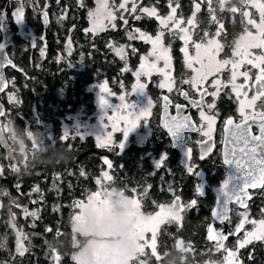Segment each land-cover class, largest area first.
<instances>
[{
    "label": "flooded vegetation",
    "instance_id": "1",
    "mask_svg": "<svg viewBox=\"0 0 264 264\" xmlns=\"http://www.w3.org/2000/svg\"><path fill=\"white\" fill-rule=\"evenodd\" d=\"M23 1L20 0H0V10L2 11L5 23L0 21V43L2 42L3 35L12 37V44L6 50L8 57L10 58V50L14 45L15 41L19 42L20 34L19 30L23 27L22 24L16 22L13 13L16 6L21 5ZM258 3L264 2V0H257ZM196 4L200 5L199 11L196 10ZM256 0H178L175 5H179L176 8L175 18L180 21L181 28L186 26V18L193 16L194 25H191L188 29L191 37L190 41L185 44V41L180 37L183 33L180 29H168L173 21L168 23V27L161 26L157 31L163 32V43L165 47L170 49L169 55L171 56L170 65L167 69L164 68V61H156L154 56H150L149 53L152 51V45L147 46L151 43H143L140 46H124L127 50V56L125 59H119L122 63L121 67L118 68L117 74L113 78L116 82L115 89L122 90L125 93L128 107L124 108L123 105L117 111V117H122L126 113H132V118L146 106L148 107L149 101L151 106L149 114L147 115L146 122L150 123L149 136L142 145H136L134 143L130 145L137 146L139 151V160L135 173L131 175V191L130 194L135 193L138 197L142 198V211L147 204L154 207V211L147 209L146 213H152L159 210L160 205L166 206L164 214L169 215V211L173 214L172 201L179 197L181 204L188 205L195 198L208 199L209 205L185 208L181 212L182 219L179 223L174 222H163L160 227L166 224H174L177 229H181L183 226V220L186 219L190 211L194 214H200L205 211V220L202 224V229L205 231V236L202 238L206 249L214 246L208 241L206 233L210 225H213L216 230L222 229V225L216 223L211 215V211L218 200V190L225 179L231 175V169L228 165L223 163L224 150H225V121L228 118H232L234 122H242V117L239 113V105L243 96L237 98L236 93L233 92L232 86V68L231 64H228L221 68L219 71L210 72L207 77L202 81L201 85H198L200 91L194 88L191 83H185V81H191L192 77L197 75L193 71V68L201 70V63L196 60L197 49L195 48L196 43L208 44V40L215 39L222 46L221 50L217 53L218 59L215 61L224 60H239L240 57L233 56V51H247L251 54L249 58L264 56V18H262V12L256 6ZM182 5L184 13L180 11ZM164 8L163 13H157L159 17L163 18L168 14V10ZM35 13L32 11V14ZM203 18L207 22V28L202 31V36H195L196 30L201 25L199 19ZM250 20H254L255 24L250 23ZM156 20L151 19L152 27L156 25ZM22 23L25 26V10L23 11ZM219 30L220 35L216 33ZM147 35L154 36L156 30L151 29L146 32ZM207 33V35H205ZM145 45V46H144ZM135 49V51H133ZM187 52V56L185 51ZM191 57L193 61L192 67L188 66L187 60ZM200 59L205 66L209 65L210 61L205 51H200ZM143 62L152 63L155 62L157 69H164L168 72L172 80V91L169 92L167 88H161L160 84L165 82V76L161 71H152L150 75L141 74L139 78L137 73L141 72V64ZM12 69L5 68L4 75L6 77L8 87L0 95V104L5 108V114L2 117L1 125L4 124V118L6 117L7 109L5 100V94L9 88V71ZM206 70V69H204ZM239 72H248L250 79L248 80V91L247 97L250 99L256 94L257 89L252 88L251 85L255 83V78L260 72L259 67H253L252 64L246 61L240 64L238 69ZM219 80V85L213 82ZM101 80L98 83H103ZM143 83L146 85L144 92L140 93L135 90L137 83ZM92 82L91 84H93ZM237 86L245 84V78L238 75L235 81ZM126 86L133 87L131 93L128 94ZM219 89V95L213 97L212 95L204 96L205 103L215 102V109L217 113L215 124L211 132V151L204 154V159H201L202 145L200 142L208 140L199 131L182 130L172 135L167 129L163 127L164 117V97L169 98L170 104L168 106V114H176V105L180 104L184 106L183 114L191 117V122L196 128H205L206 123L201 119L200 108L193 107L190 101H198L201 99V92L207 91L208 93L216 92ZM182 93H187V99H185ZM102 95V94H101ZM93 107L95 106L94 94L92 96ZM257 111L264 110V97H261L256 101ZM111 111V109L109 110ZM207 111V108H205ZM251 112L252 109H246ZM75 115H71L69 124L71 123ZM2 129L5 135L4 127ZM254 134H259L258 127L253 125ZM9 143V142H8ZM129 145V146H130ZM10 146V144H9ZM1 148V146H0ZM11 148V146H10ZM2 149V148H1ZM3 150V149H2ZM191 151V159L189 160V153ZM4 157L8 167L7 172L0 176V187L3 183H9L13 179L15 173L14 164L10 167V164ZM163 157V160L161 159ZM14 160V159H13ZM143 163L145 166H143ZM157 164L161 166L156 167ZM188 165L193 166V173H189ZM198 171V174L194 173ZM133 176V177H132ZM123 175L117 176L118 180L123 179ZM22 183V189L24 188ZM122 185H120L121 187ZM200 187L202 195L198 196L196 189ZM5 187V186H4ZM7 187H5L6 191ZM73 184L70 183V192ZM1 189V188H0ZM38 192V191H37ZM251 199L247 203V208H240L236 204L230 206V216L227 220L228 227V239L225 243L231 242L236 239L239 235H242V239L245 237L246 232H251L256 228L257 225L252 223H245L241 231L236 232V224L234 223L236 215L238 213H247L249 220H264V187H258L255 189H248ZM188 193L191 200H186L184 194ZM4 198V197H3ZM153 199H165L163 201ZM4 199L0 198L1 204H4ZM170 204V205H169ZM5 205V204H4ZM4 207V206H2ZM3 212V214H2ZM4 216V208L0 213V233L2 232V223ZM232 231H235L234 234ZM1 237V234H0ZM186 243L184 245V243ZM181 244V247L178 245ZM194 240L175 239L172 247L177 251L176 254H164L160 255V258L151 264H205V261L210 260L209 255L201 256L200 248L195 246ZM199 244V241L198 243ZM192 246V248H190ZM241 264H264V241L255 240L252 243L246 245L240 250Z\"/></svg>",
    "mask_w": 264,
    "mask_h": 264
},
{
    "label": "trees",
    "instance_id": "2",
    "mask_svg": "<svg viewBox=\"0 0 264 264\" xmlns=\"http://www.w3.org/2000/svg\"><path fill=\"white\" fill-rule=\"evenodd\" d=\"M156 2L157 0H146L145 5H155ZM32 3L35 13L32 14L30 9H26L25 24L33 29L34 45H29L26 39L15 41L11 47L10 59L15 68L9 71V78L17 88L19 105L15 109L11 108V113L6 116L13 118L14 126L18 130L28 126L32 132H39L44 128L41 124H36V117L31 115L33 109H36L39 113L38 120L47 125L54 136V144L43 143L44 151H40L36 156L34 169L21 181L25 185L21 191L28 196H36L27 193L35 186L39 189L41 202L37 207L40 215L29 220L38 237L33 239L31 251L22 257L19 264H46L44 255L52 257L47 252L49 249L52 254L53 250L59 254L58 264H72L74 238L80 244H83V241L71 227L70 206L78 200H84L87 193L94 189L95 180L104 172V160L112 165L108 169L112 177L109 186L119 192L118 189L122 185L129 195L133 190L131 175L138 167L137 160L141 148L128 145L122 150L107 151L97 147L92 138L72 135L65 138L62 131L64 126L69 124L71 115L81 111L87 115L91 114L93 93L87 88L92 82L101 80L111 83L122 64L108 42L128 43L125 33L129 32L132 26L125 30L118 29L116 32L90 33L87 30V12L93 7L95 0H32ZM155 6L159 13L165 12L162 4ZM45 19L47 23L44 22ZM142 25H145L144 29L148 31L153 29L149 21L142 22ZM117 26H120L119 22ZM132 43L141 45L136 41ZM15 48L17 52L14 60L12 56ZM55 92H60V99ZM6 109L9 110L7 104ZM82 117L86 119V116ZM62 134L64 139L61 138ZM119 174L124 176L123 179H117ZM51 181L56 189H51ZM70 183L73 184L72 192ZM4 186H11V182L3 183L2 187ZM11 193L16 196L18 190L11 189ZM184 197L191 200L188 193H185ZM153 200L158 203L159 200L165 199ZM195 200L198 206L209 205L208 199L203 197ZM2 206L5 207L4 204ZM4 207H1L0 213ZM148 207L149 204L143 207L144 213L147 209L154 211V207ZM204 216L205 211L200 214L190 211L180 230L174 224L162 226L156 237L157 253L176 254L172 244L178 238L184 241L195 239L194 245L200 248L201 256L208 255V244L204 245L202 240L205 236L202 229ZM4 228L1 230L4 231ZM208 257L211 258V255Z\"/></svg>",
    "mask_w": 264,
    "mask_h": 264
},
{
    "label": "rangeland",
    "instance_id": "3",
    "mask_svg": "<svg viewBox=\"0 0 264 264\" xmlns=\"http://www.w3.org/2000/svg\"><path fill=\"white\" fill-rule=\"evenodd\" d=\"M23 1L19 6H16L14 13L22 10V12L26 9H30L34 11V6L32 0H20ZM146 0H127L125 5V9H121L119 5L124 3V0H95L93 7L87 12V30L93 28V19L95 18L98 20L100 28L90 33L98 34L104 33L106 31L116 32L119 30L129 29V32L125 33L126 39L128 43L121 44L118 42H108V45L112 49L113 53L116 54V57L122 59L120 55H117L116 49L124 46H138L137 44H133L132 42H140L141 45L146 43L144 40L139 38L140 32L145 34L146 29H144L145 25H142V22H151V19L156 20V25L154 26V30L156 33L154 34L153 38L159 33L157 31L161 28V24L156 17H150L144 12L140 11L141 8H155L158 12L156 4H162L168 10V14L165 15L163 18H167L171 12V7H176L175 3L178 0H157L155 5H145ZM106 2L108 7L105 9L101 5L102 3ZM171 2V7H170ZM37 4V3H36ZM136 4V11L132 12V6ZM148 4H152L148 2ZM163 8V7H162ZM160 9V8H159ZM111 12L116 19L114 21L109 22L106 18L107 12ZM180 11L184 13L182 5L180 7ZM95 14V17L90 14ZM139 16L140 19L136 17ZM189 19H193V16L186 18V26L185 28L189 29L191 25L187 23ZM120 20V21H118ZM124 20H127L128 23L125 24ZM180 21L179 19L174 18L172 24L168 29H180L174 27L175 21ZM0 21L5 23V18L0 10ZM45 22V21H44ZM120 23L118 27L117 24ZM171 22V21H169ZM168 22V23H169ZM184 21H182L183 23ZM19 26L22 24V28L19 30L20 40H28L29 45L33 46L34 41L32 39L33 29L30 28L28 25L20 22L18 23ZM115 25L113 27L112 25ZM199 24L201 28L195 31V36H202L203 32H199L207 28V22L203 19H199ZM1 26V23H0ZM140 26H143L140 28ZM139 30V31H136ZM129 33L132 34L134 38L129 39ZM9 40L11 36H9ZM125 38V37H124ZM8 40V41H9ZM146 45L147 46H150ZM145 46V45H144ZM202 46H207V44H203ZM24 49V47H23ZM201 52L204 51V47L201 48ZM16 52L17 49L15 48L13 51L14 60L16 59ZM127 50L124 48V55L123 59L127 56ZM216 59H218V55L215 54ZM10 86L8 88L7 93L5 94V100L7 101V107L9 105V110H7L6 115L11 113V108L15 109L19 105L18 93L17 88L13 85V82L9 80ZM100 85H106L108 88V92L101 93L100 92ZM116 86L115 80H112L111 83H93L87 88L92 91L94 94L95 106L91 114L87 115L84 111H81L73 117L70 124L64 126L63 134L67 133V135L77 136L79 138H92L95 145L99 148H104L107 151H112L113 149L122 150L128 145L134 143L136 145H142L147 140L149 136V128L151 126L150 123L146 122V117H141L139 121H137L138 126L133 129L131 132L127 134V137H124L123 128L125 127L124 119L117 117V111L120 106L128 105L125 97V93L122 90L114 91ZM111 87V89H110ZM133 87L126 86V91L128 94L131 93ZM57 98H61L60 92H55ZM102 94V95H101ZM123 96L124 100L121 101L120 97ZM101 98L105 99L106 106L101 107L100 100ZM111 109V111H109ZM146 109V106L142 108L139 112ZM150 108L148 109L149 112ZM33 117H36L37 121L36 124H41L44 130L40 129L39 132L33 131L26 126L23 130H18L14 126V120L10 117L4 118V131L5 136L8 139V142L11 146V155L12 157L8 160L9 164H14L15 173L13 175V179L11 181V186L7 187L6 191L5 187L0 189V198L4 199V216H3V223L2 227L4 231H2L0 237V264H19V261L24 257L27 253L31 251V243L36 236V232L33 231V224L29 220L33 219L32 215H26V211L28 213L36 212L35 218H38L40 215V211L37 208L41 202V195L39 192L28 191V194H35V197L28 196L21 191L22 183L21 181L27 176L31 170L34 169V160L36 156L40 153V151H44L42 146L43 143H48L49 145L54 144V136L52 135L51 131L49 130L47 125H43V123L38 120L39 113L36 109H33L31 114ZM42 115V114H40ZM82 116H86L84 119ZM112 117V120L109 119ZM113 120L117 122V130L113 129ZM62 134V139L64 136ZM110 134L111 142L107 143V146H101V142L98 141V137H104L107 140ZM120 143H123V148L120 149L117 147ZM17 145L20 147V153H17ZM22 153V159L18 158L19 155ZM14 158V160H13ZM108 162V161H107ZM103 165L105 166L104 172L100 175L99 178L95 180L94 189L91 192H88L84 200H78L70 206V224L73 231L76 233V236H79V239L83 241V244L74 238L73 246L75 251L71 255L72 264H151V262H155L160 258V255L157 253L156 250V237L157 234L160 233V225L167 221V222H174L179 223L175 219V214L169 211L168 214H163L159 221L157 222V230L155 234V240L152 243L151 247L145 246L144 239L151 241L152 233L150 230L145 231L146 227L152 225L153 218L156 215L157 209L155 212L152 213H144L142 211V198L138 197L135 193L127 194V192L121 186L117 192L115 189L109 186L108 180L104 177V173L107 172L109 174V162L106 163L104 160ZM6 167H8L7 162L4 157V152L0 148V176L7 172ZM17 170H22L21 173H17ZM110 175V174H109ZM99 181V183L97 182ZM51 189H56L55 184L51 181ZM36 188V186H35ZM11 189H17L18 194L13 196L11 193ZM124 192V194H123ZM4 197V198H3ZM113 201L121 202L124 206L128 209L126 214L127 223L131 225V231L129 233L128 242L124 243L117 240V237L114 235L113 231L110 227H101L98 223L94 228H85L83 223V210L88 205H93L97 209L98 221H102L106 218V214L110 208V205ZM170 205V204H169ZM184 205V204H183ZM161 206V205H160ZM238 213L236 215L234 223L237 225L240 223L241 219L243 218ZM182 217V215H181ZM257 227V226H256ZM233 234L235 231H232ZM79 234V235H77ZM225 235V234H223ZM24 237H27L24 239ZM18 238L22 241L24 247L27 249L24 255H19L17 251V240ZM242 235H239L236 239L231 241L230 243L222 242L223 247H219L218 243H212L214 246H211L207 249L208 255H211L210 260L205 261V264H227L225 257L227 256L228 251H234L237 253V264H241L240 260V250L239 242L242 241ZM81 241V242H82ZM47 244V243H46ZM181 247V244L178 245ZM48 253L51 254L52 257H48L44 255L43 259L46 260V264H58L53 259L52 251L49 249L47 250ZM49 261V262H48Z\"/></svg>",
    "mask_w": 264,
    "mask_h": 264
},
{
    "label": "snow or ice",
    "instance_id": "4",
    "mask_svg": "<svg viewBox=\"0 0 264 264\" xmlns=\"http://www.w3.org/2000/svg\"><path fill=\"white\" fill-rule=\"evenodd\" d=\"M243 2V0H242ZM127 3V0H124V3H121L119 7L121 9H125V5ZM103 8H107L108 5L106 2L102 3L101 5ZM176 7H171V12L167 18H161L157 14V10L155 8H141L140 11L144 12L150 17H156L161 26L168 27V22L173 21L176 14ZM255 6L261 10L262 12V18H264V2L258 3L256 0ZM200 5L196 4V10L199 11ZM132 12L136 11V4H133ZM95 17V14H90ZM13 16L17 23L22 22L23 19V12L22 10H19L16 13H13ZM193 16H195V13H193ZM106 18L109 20V22L114 21L116 17L109 11L107 12ZM137 19H140L139 16L136 17ZM250 23L255 24L254 20H250ZM45 23H47V19H45ZM124 23L127 24L128 21L124 20ZM182 21H175L174 27L180 28V24ZM189 25H194V19H189L187 21ZM115 27V25H112ZM100 28L98 20L95 18L93 19V28L89 29V31L95 32ZM139 31V30H136ZM180 31L183 33V35L180 37L182 40L185 41V44H187L191 37L189 35L187 28H180ZM163 32H159L154 38L150 35H147L143 32H140L139 38L144 40L147 43H151L152 45V51L149 53L150 56H154L156 61L163 60L164 61V68L167 69L170 65L171 56L169 55L170 49L165 47L163 43ZM207 35V33L205 34ZM217 36L220 35L219 30L216 33ZM134 38L131 33H129V39ZM204 47L205 53L208 55L209 58V65L205 66L200 59V50ZM195 48L197 51V57L196 60L201 63V70H197L193 68V71L197 73V75L192 77L191 81H185V83H191L194 88H197L198 91H200V88L198 85H201L202 81L207 77V75L210 72L219 71L224 66L231 64L232 68V86H233V92L236 93L237 98H240L241 96L244 97V99L241 100L239 105V113L242 117V122L236 123L234 120L230 117L225 121V150H224V160L223 163L225 165H228L231 169V175L228 177V179H225L222 183V185L219 188L218 193H220L224 199L221 201L219 200V205L221 207L219 210H213V217L215 219H218L221 223H223L226 219H228V208L227 205L229 203H236L241 208H247L246 201L248 199H251V196L249 195L248 189L257 188V187H264V110L257 111V105L256 101L260 99L261 97H264V56L261 57H255V58H249L251 56L250 53L247 51H233V56L240 57V59L237 60H224V61H215V63H212L214 59V54H217L222 46L219 42H217L215 39L208 40L207 46H202L200 43L195 44ZM185 51V54L187 56V52L185 49H182ZM135 51V49H133ZM117 55H120L123 58L124 55V48L120 47L116 49ZM247 62L249 64H252L253 67H259L260 72L255 78V83L251 85L252 88H256V94L253 95L250 99L247 97V91L249 88L248 80L250 79L248 72H239L238 69L240 67V64ZM188 66L192 67L193 61L192 58L189 57L187 60ZM3 65H0L2 67ZM206 69V70H204ZM152 71H161L163 72L165 76V82H162L160 84L161 88H167L169 92L172 91V80L168 72L164 71V69H157L156 63H147L143 62L141 64V72L137 73V77L141 74L144 75H150ZM238 75H241L245 78V84L237 86L235 81ZM216 85H219L221 82L219 80H216L213 82ZM146 85L143 83H137L135 85V90L143 93ZM100 92L105 93L108 92V88L106 85H100ZM184 95L185 99H187V93H182ZM206 95H212L213 97H216L219 95V89H217L216 92L208 93L206 90L201 92V99L198 101H190L193 107L200 108V116L201 119L206 123V129L196 128L195 125L191 122V117L188 115L183 114L184 106L177 104L176 105V114L169 115L168 114V106L170 104L169 98L165 96L164 99V117H163V127L168 130V132L172 135H175L177 132L182 130H190V131H199L201 134L205 137H208V140H205L203 142H200L202 145V152L201 159H204V154H207L211 151V132L213 130V125L216 121L217 113H215L213 110L215 109V102L212 103H205L204 96ZM120 100L123 101L124 97L121 96ZM101 107L106 106L105 99L101 98L100 100ZM151 106V101L148 103V107L139 112L135 115V118H132V113H126L124 114L121 119H124L125 121V127L123 128V134L124 137H127V134L131 132L133 129H135L138 124L137 121L141 119V117H146L149 112L148 109ZM124 108H127V105H123ZM205 108H207V111H205ZM246 109H252L251 112L246 111ZM4 113L2 110H0V116H3ZM110 120H112V117H109ZM256 125L259 129V134H254L253 132V125ZM113 129L117 130V122L113 120ZM65 138H67V133L65 134ZM98 141L101 142V146H107V143L111 142L110 134L105 140V138L98 137ZM120 149L123 148V143H120L117 145ZM163 160V157L161 158ZM191 159V151L189 153V160ZM106 163H108L106 161ZM111 164L109 163V168H111ZM161 165L157 164L156 167L159 168ZM13 170H15L13 168ZM188 171L189 173H193V166L188 165ZM195 175L198 174V171L194 173ZM104 177L108 180H111L112 177L105 172ZM99 183V181H97ZM231 186V187H230ZM39 191L38 188H33V192ZM197 195H202L201 189L198 186L196 189ZM180 198L176 197V199L171 204L173 207L177 208V212L175 213V219L177 222H179L181 217V212L185 210V208L194 207L197 204V200L193 199L190 204L188 205H182L179 203ZM166 206L161 205L160 211L156 213V215L153 218L152 225L146 227L145 231L150 230L152 233L151 241L144 239L145 246L151 247L152 243L155 240V234L157 230V222L159 221V218L165 213ZM26 215H32L33 217L36 216V212L28 213L26 211ZM243 218L241 219L240 223L236 227V232L241 231L244 224L252 223L253 225H257L256 228H254L251 232H246L245 237L242 241L239 242V248H244L246 245L252 243L255 240L264 241V220H260L257 222L256 220H249L247 213H241L240 214ZM209 235V240H215L218 243L219 247H223L222 241L227 239V236L222 235L220 232H215L212 226H209L207 229ZM27 237H24L26 239ZM17 251L19 255H24L25 251L27 249L24 247L22 241L18 238L17 240ZM53 259L55 261L60 260L59 254H57L53 250ZM227 264H237V253L234 251H228L227 256L225 257Z\"/></svg>",
    "mask_w": 264,
    "mask_h": 264
},
{
    "label": "clouds",
    "instance_id": "5",
    "mask_svg": "<svg viewBox=\"0 0 264 264\" xmlns=\"http://www.w3.org/2000/svg\"><path fill=\"white\" fill-rule=\"evenodd\" d=\"M17 153H20V147L17 145ZM70 158V151H68ZM18 158L22 159V153ZM17 173L22 174V170H17ZM128 209L123 203L113 201L106 214V218L98 221L97 209L93 205H88L83 210V223L84 227L94 228L99 223L101 227H110L118 241L127 243L131 225L127 223L126 214Z\"/></svg>",
    "mask_w": 264,
    "mask_h": 264
},
{
    "label": "water",
    "instance_id": "6",
    "mask_svg": "<svg viewBox=\"0 0 264 264\" xmlns=\"http://www.w3.org/2000/svg\"><path fill=\"white\" fill-rule=\"evenodd\" d=\"M8 40H9V37L6 36V38L4 40V35H3L2 42L0 43V57H1L0 65H3L2 67H0V95L8 87V83H7L6 77L4 75V69L5 68L14 69L15 68L14 62L8 57L7 52H6L7 48L9 46H11V44H12V37H11V39L9 41ZM0 110H2L3 113L5 114V108L1 104H0ZM3 116H0V146L5 151L6 158L9 160L12 157V155H11V148H10L8 142H7V139H6L5 135H4V132H3V129H2V125H1ZM10 167H12L11 163H10ZM250 189H252V188H250ZM218 195H219L218 200L216 201V203H215V205H214V207H213V209L211 211L212 217H213V210H219V208L221 207V205H219V200L222 201L224 199V197L220 193H218ZM173 201H172V203H173ZM248 201H249V199L246 201V203H248ZM179 203L181 204V200H179ZM231 204H236V203H229L227 205V208H228V219H229V216H230V206H231ZM236 205L239 207L238 204H236ZM1 207H2V204L0 202V210H1ZM172 210L174 212H177L178 209L172 206ZM213 219L216 221V223L222 225V229L216 230L213 225H210V226L213 227L215 232H221L222 235L225 234V236H227V239H228V230H227L228 229V227H227V220L228 219H226L223 223H221L218 219H215L214 217H213ZM208 235H209V233L207 231V233H206L207 239H208ZM227 239L223 240L222 242H225ZM208 241L211 242V243H216L217 242L215 240H209V239H208Z\"/></svg>",
    "mask_w": 264,
    "mask_h": 264
},
{
    "label": "bare ground",
    "instance_id": "7",
    "mask_svg": "<svg viewBox=\"0 0 264 264\" xmlns=\"http://www.w3.org/2000/svg\"><path fill=\"white\" fill-rule=\"evenodd\" d=\"M6 36H7V35H6V33H5V35H4V40H5ZM0 60H1V57H0ZM220 233H221V232H220Z\"/></svg>",
    "mask_w": 264,
    "mask_h": 264
}]
</instances>
